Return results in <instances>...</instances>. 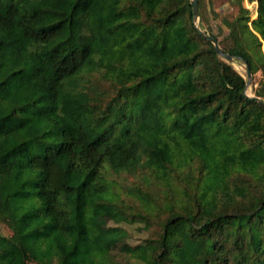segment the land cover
I'll list each match as a JSON object with an SVG mask.
<instances>
[{
  "label": "trees",
  "instance_id": "16d2710c",
  "mask_svg": "<svg viewBox=\"0 0 264 264\" xmlns=\"http://www.w3.org/2000/svg\"><path fill=\"white\" fill-rule=\"evenodd\" d=\"M221 1L219 45L255 75L264 0ZM246 82L192 0H0V264H264L230 228L264 239Z\"/></svg>",
  "mask_w": 264,
  "mask_h": 264
},
{
  "label": "rangeland",
  "instance_id": "374dc122",
  "mask_svg": "<svg viewBox=\"0 0 264 264\" xmlns=\"http://www.w3.org/2000/svg\"><path fill=\"white\" fill-rule=\"evenodd\" d=\"M200 5L202 7V16L204 18L205 21V26H208L209 24V19H208V14H207V9L212 10V8L210 6H208L207 0H199ZM245 6L247 8H249L252 12L251 16L252 19H256L257 18V3L254 4H249L247 1H245ZM213 10L216 11L217 13V20L213 21V19H211V21H213V26H217V25H221L224 26V32L220 33L218 35V39L221 44L226 45L228 47L232 46L233 41L229 40V29L228 27H226V25L224 24L225 22H223V18L227 17L228 21H230L238 12V10H233L230 9L229 5L226 2H223L221 0H217L213 6ZM233 12V13H232ZM232 13V14H231ZM231 14V15H228ZM227 15V16H226ZM201 20V17H200ZM229 26V24H227ZM201 27V26H200ZM204 31V30H203ZM263 52H264V44H263V48H262ZM257 63L260 66L259 71L253 75V79H252V84L249 86L248 88V93L249 95H255V92L260 88V81L263 80L264 78V64L263 62H261L260 60H257ZM234 67L245 77L247 78V71H246V65L244 64V62L237 60L233 63ZM129 183V182H128ZM245 225L244 221H238L237 224L231 226V229H235L236 226H239V228L241 229V233L243 234H247L245 240H246V245L249 247V250H247V254L248 258H252L254 256H256V254H259V252L264 255V239L262 237V239L259 238L258 235H253ZM131 230H133V227L130 228ZM0 232H2L4 235H10V233H12V231L5 225L2 224L0 222ZM140 241L139 238H135L133 237L131 239V243L132 244H136ZM250 262V261H249Z\"/></svg>",
  "mask_w": 264,
  "mask_h": 264
},
{
  "label": "water",
  "instance_id": "95a60500",
  "mask_svg": "<svg viewBox=\"0 0 264 264\" xmlns=\"http://www.w3.org/2000/svg\"><path fill=\"white\" fill-rule=\"evenodd\" d=\"M192 4H193V23L195 27L197 28V30L199 31V33L213 44L215 52L224 60L232 64L237 60L244 62V64L246 65V71H247V82H246L244 93L249 98L264 102L259 97L255 95H249L248 93V88L252 84V79H253V75H252L248 61L242 57H234L231 54L225 53L222 50L221 46L219 45V42L215 38V36L210 35L202 30V28L200 27V12H199L198 0H192Z\"/></svg>",
  "mask_w": 264,
  "mask_h": 264
}]
</instances>
